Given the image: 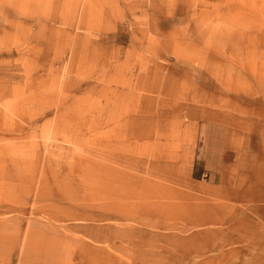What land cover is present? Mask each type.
<instances>
[{
  "label": "rangeland",
  "instance_id": "374dc122",
  "mask_svg": "<svg viewBox=\"0 0 264 264\" xmlns=\"http://www.w3.org/2000/svg\"><path fill=\"white\" fill-rule=\"evenodd\" d=\"M260 170L264 0H0V264H264Z\"/></svg>",
  "mask_w": 264,
  "mask_h": 264
},
{
  "label": "crops",
  "instance_id": "0c3cea01",
  "mask_svg": "<svg viewBox=\"0 0 264 264\" xmlns=\"http://www.w3.org/2000/svg\"><path fill=\"white\" fill-rule=\"evenodd\" d=\"M241 100L248 105L259 103L256 99L252 100L246 97H242ZM214 134L206 126L201 128L192 158L190 175L193 182L218 189L224 183L223 175L226 171V153L224 147L222 148L224 140L220 139L222 143L217 141L216 134ZM236 171L240 172V168ZM259 172L260 174L257 176L260 177V188L255 198L259 201V204L264 205V171L260 170ZM253 177L255 176L253 175ZM236 181L237 179L233 180L235 184Z\"/></svg>",
  "mask_w": 264,
  "mask_h": 264
}]
</instances>
